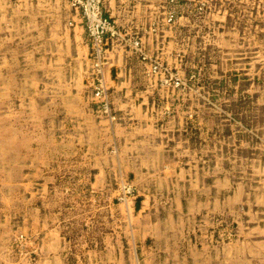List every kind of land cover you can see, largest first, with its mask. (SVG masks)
<instances>
[{
  "label": "rangeland",
  "instance_id": "rangeland-1",
  "mask_svg": "<svg viewBox=\"0 0 264 264\" xmlns=\"http://www.w3.org/2000/svg\"><path fill=\"white\" fill-rule=\"evenodd\" d=\"M94 1L102 97L87 0H0V264H264V0Z\"/></svg>",
  "mask_w": 264,
  "mask_h": 264
},
{
  "label": "built area",
  "instance_id": "built-area-1",
  "mask_svg": "<svg viewBox=\"0 0 264 264\" xmlns=\"http://www.w3.org/2000/svg\"><path fill=\"white\" fill-rule=\"evenodd\" d=\"M80 5L81 11L85 16L86 51L88 67H90L86 78L92 87L94 95L102 97L106 89V84L104 83L105 65L110 51L116 47L114 37L118 31L112 20L98 12L96 1L87 0V2H81ZM138 42L136 37L133 38L132 43L135 47ZM103 102L107 104L106 100H103Z\"/></svg>",
  "mask_w": 264,
  "mask_h": 264
}]
</instances>
